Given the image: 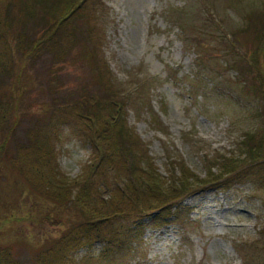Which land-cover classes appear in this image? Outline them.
Here are the masks:
<instances>
[{"label": "rangeland", "instance_id": "obj_1", "mask_svg": "<svg viewBox=\"0 0 264 264\" xmlns=\"http://www.w3.org/2000/svg\"><path fill=\"white\" fill-rule=\"evenodd\" d=\"M7 1L0 0L1 6ZM253 13H264V0H93L89 20H80L73 36L65 31L52 42L56 47L28 58V89L9 148L42 143L57 175L80 177L92 148L81 109L73 106L82 96L107 98L102 83L93 82L98 73L111 84V94L126 101L127 126L137 138L143 166L151 164L163 178H176L183 168L198 180L209 172L217 177L225 160L244 150V135L264 138V99L254 91L250 59L235 38ZM27 29L33 35L41 27L30 20ZM84 48L96 53L95 65L82 58ZM12 79L2 77L6 89ZM87 84L90 88L82 90ZM117 169L95 179L105 199L127 177ZM8 173L3 174L7 182ZM3 176L0 184L6 188ZM232 176L197 187L177 203L166 224L162 220L154 227L145 218L142 229L132 231L130 221L115 219L109 229L120 233L110 246L80 240L63 263L264 264V164ZM22 190V206L13 196L16 205H7V216L17 213L22 219L7 226L0 220V247L11 246L19 264H35L37 252L22 241L57 238L65 225L54 224L53 205Z\"/></svg>", "mask_w": 264, "mask_h": 264}, {"label": "trees", "instance_id": "obj_2", "mask_svg": "<svg viewBox=\"0 0 264 264\" xmlns=\"http://www.w3.org/2000/svg\"><path fill=\"white\" fill-rule=\"evenodd\" d=\"M92 1L8 0L2 2V6L0 4V168H5L0 173L3 176L8 171L11 178L7 182V174L3 176V181L8 183L6 188L0 184V220L7 226L22 219L17 213L7 216V205H16L10 199L13 196L22 206L20 200L26 196L22 190L25 188L40 197L44 205L46 202L47 206L53 205L55 225H65L57 238L34 243L22 241L29 252H37L35 264H64L66 251L80 240L89 244L101 240L110 246L115 233L120 232L117 228L115 233L111 232L109 226L119 217L132 223V231H140L145 218H150L154 227L159 226L162 220L166 224V220L174 216L177 203L196 192L197 187L226 181L232 175L235 177L253 166L264 164V138L255 139L254 135L246 134L242 138L244 150L238 157L225 160L217 177L209 172L205 180H198L184 168L176 178L161 177L151 164L142 165L137 138L127 126L126 101L120 95H112L111 84L102 82L103 78L98 73L92 76L93 82L102 83V90L109 97L103 99L97 94L82 96L78 102L74 101L73 106L74 111L81 109L82 113L78 115L92 148L90 165L80 177L71 180L57 175L42 143L34 144L30 149L19 147L11 150L9 141L20 112L19 103H22L21 97L28 89L25 84L27 78L24 79L28 58L44 47H56L52 42L60 40L65 31L73 36L77 23L89 20L87 11ZM30 20L34 28L41 27L34 30L33 35L27 29ZM235 38L240 41L244 55L250 59L249 67L255 75L254 91L264 99V13L247 16L245 27ZM88 42L83 41L89 45ZM81 55L89 64L95 65L96 53L84 48ZM255 67L259 68L257 72ZM9 75L13 79L10 88L6 89L1 79ZM87 87L90 85H85L82 90ZM115 167L118 171L124 169L127 177L116 183V189L105 199L94 182L100 173ZM22 210L23 207L20 212ZM148 212V217L143 215ZM10 217L13 221H8ZM46 219L52 220L49 215ZM126 234L127 231L124 236ZM128 243L132 244V241ZM0 264H19L13 257L11 246L0 247Z\"/></svg>", "mask_w": 264, "mask_h": 264}]
</instances>
